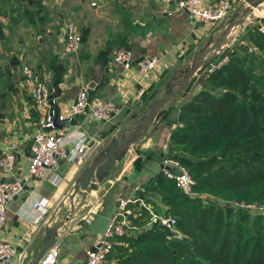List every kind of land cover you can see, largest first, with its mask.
<instances>
[{
    "label": "crops",
    "instance_id": "crops-1",
    "mask_svg": "<svg viewBox=\"0 0 264 264\" xmlns=\"http://www.w3.org/2000/svg\"><path fill=\"white\" fill-rule=\"evenodd\" d=\"M212 1L201 0L204 4ZM241 1L232 0L227 18L206 23L176 8V0H0V152L8 142L16 143L14 165L0 167V178L20 176L25 171L31 135L45 110L32 103L30 89L22 83L23 64L32 66L55 94L54 108L65 118L56 120L53 129L76 126L87 134L89 145L81 167L62 157L56 169L58 183H52L47 172L28 182L8 203L1 236L17 250H24V263L39 250L48 226L62 216L64 202L82 167L111 139L119 141L127 136L156 99L175 89L192 57L220 36ZM67 21L81 33L79 48L73 53L62 52ZM226 36L214 51L200 57L181 88L163 101L145 128L130 137L107 174L95 181L94 187L72 194V215L56 229L53 244L58 255L51 264H80L85 249L98 241L119 197H134L136 200L130 202L140 206L142 202L152 210L143 201L144 194L138 191L135 195L161 170V158L168 151V133L175 122L163 121L162 115L174 120L178 105L204 85L203 64L224 49L219 46L228 42ZM119 45L131 49L133 60L158 54L154 70L140 78L134 66L113 63L112 52ZM139 79L144 89L137 98L134 93ZM83 85L91 103L110 98L119 111L104 121L91 118L87 112L70 115L75 93ZM39 195L48 199V212L36 227L31 222V202ZM152 198L161 205L157 195Z\"/></svg>",
    "mask_w": 264,
    "mask_h": 264
},
{
    "label": "trees",
    "instance_id": "trees-1",
    "mask_svg": "<svg viewBox=\"0 0 264 264\" xmlns=\"http://www.w3.org/2000/svg\"><path fill=\"white\" fill-rule=\"evenodd\" d=\"M223 54L227 60L202 75L204 85L178 105L175 119L162 115L175 122L168 152L194 179V194L183 193L161 170L148 178L135 196L140 191L152 212L173 216L174 224L128 203L129 227L113 237L108 262L264 264V213L220 201L264 202V31L257 22L244 26L210 60Z\"/></svg>",
    "mask_w": 264,
    "mask_h": 264
},
{
    "label": "built area",
    "instance_id": "built-area-1",
    "mask_svg": "<svg viewBox=\"0 0 264 264\" xmlns=\"http://www.w3.org/2000/svg\"><path fill=\"white\" fill-rule=\"evenodd\" d=\"M232 0H213L204 4L201 0H176V8L187 11L194 19L206 23L227 18L231 7ZM94 3L93 1L91 4ZM237 12V11H236ZM262 15L257 19V28L264 31V8ZM238 13V12H237ZM235 37L230 41L221 44L220 48L228 47L232 44ZM81 42V33L76 26L67 21L64 25L62 52L73 53L79 48ZM242 42V40H240ZM113 63L120 64L125 68H135L137 74L141 77L150 74L158 63L159 56L156 53L141 56L133 60L132 51L128 46H117L111 56ZM227 60V55L223 54L217 59L208 62L202 68V74L207 75L214 68L219 67ZM23 85L29 87L31 101L34 105L45 109L40 115L38 125L31 135V144L29 147V156L25 171L20 176L11 178H0V264H23L25 252L23 249L17 250L6 239L1 236L2 229L6 222V210L11 199L18 194L23 187L35 178H40L50 172L49 179L52 183H58L60 176L56 173L59 158L75 160L81 167L88 155V137L82 130L76 126L70 129H53L56 120H64V115L49 112V94L47 85L40 74L30 65L23 64L20 67ZM135 90V97L139 98L143 92V84ZM70 115L87 112L91 118L104 121L109 119L114 113L119 111L118 104L113 99H104L94 103L88 100L87 88L85 85L78 88L75 93L73 103L70 106ZM16 143L8 142L0 152V167L12 168L15 161ZM161 172L165 177L171 179L183 193L187 195L194 194L192 189L194 179L188 172L187 168L168 151L161 158ZM136 198L131 196H122L116 200L115 210L109 217L100 237L94 243V249L87 247L85 255L80 264H112L106 259V254L112 247V239L120 235L129 227L125 215L131 212L127 203L134 201ZM234 207H240L250 213H264V202L243 201V200H220ZM141 205L145 206L142 202ZM33 209L32 224L38 225L43 221L48 212V199L39 195L31 202ZM151 219H158L166 226L174 224V217L167 214H156L150 209ZM58 255V248L55 244L48 246L42 255L38 258L37 264H51Z\"/></svg>",
    "mask_w": 264,
    "mask_h": 264
},
{
    "label": "water",
    "instance_id": "water-1",
    "mask_svg": "<svg viewBox=\"0 0 264 264\" xmlns=\"http://www.w3.org/2000/svg\"><path fill=\"white\" fill-rule=\"evenodd\" d=\"M261 1L263 0H242L238 5V9L241 6L245 5L244 14L246 15L251 11L252 7L256 6ZM232 20L233 19L231 18L229 23L223 29L220 36L214 42H212L210 45L200 48L196 52V54L192 57L191 63L187 71L183 74V76L179 80L176 81L175 89L173 91H166L165 93H163V95H161L158 99H156L151 104L149 111L141 118L139 123L134 127V129L127 136L119 139V141L117 138L111 139L107 143L104 149H102L99 153H97L89 163H87L86 165L82 167V169L80 170L79 174L77 175V177L75 178L72 184V190L68 196L70 204H71L73 193L87 186L94 187V182L97 180H100L102 177H104L107 174L109 168L112 166V164L116 160L119 153L124 149L125 145L131 141L130 137L132 138L135 137L139 133V131L145 128L149 120L154 115L156 109L163 103V101L167 99L169 96H172L173 94H175L181 88L182 84L186 81L187 77L191 75V73L194 71L200 57L204 53L212 49H215L221 43V41L225 38V36L229 33L230 28L233 25L239 23L242 19L235 20V21H232ZM92 84L93 83L90 82L88 86L90 87ZM51 90H52L51 86H47V92L49 94V99H48L49 112L53 110L56 113L57 111L54 108L55 94L52 93ZM69 215H70V211L66 213L65 215H63V217L59 219L57 222L48 226L46 235L44 239L42 240L39 250L37 251L35 256L30 261L24 264H37L38 258L42 255L44 250L54 242V235H55L56 229L63 223L65 219L69 217ZM89 248L91 250L94 249V245H91Z\"/></svg>",
    "mask_w": 264,
    "mask_h": 264
},
{
    "label": "rangeland",
    "instance_id": "rangeland-1",
    "mask_svg": "<svg viewBox=\"0 0 264 264\" xmlns=\"http://www.w3.org/2000/svg\"><path fill=\"white\" fill-rule=\"evenodd\" d=\"M264 8V0L261 1L260 3H258L256 6L251 8V11L248 14H244V9H245V5L241 6L238 9V13L235 16H232L231 18L233 19L232 21L235 20H240L242 19L239 23L233 25L230 28V34H228V36H226V39L229 41L230 38L232 39V37L234 36L235 38L238 37V33L242 30V28L248 24L257 22V18L260 17V15H262V9ZM231 18H229V21L231 20ZM229 23V22H228ZM227 23V24H228ZM226 24V25H227ZM234 41V40H233ZM240 41V40H239ZM217 48V47H216ZM215 48V49H216ZM219 49V48H218ZM220 50V49H219ZM214 51V50H212ZM210 51V52H212ZM60 159V158H59ZM59 159H58V163H59ZM64 206H63V210H62V216L60 218H57L55 220V222H57L59 219H61L63 217L64 214L68 213L70 211V215L69 217L72 215V209H73V203L71 200V204L69 199H66L64 202ZM54 222V223H55Z\"/></svg>",
    "mask_w": 264,
    "mask_h": 264
}]
</instances>
